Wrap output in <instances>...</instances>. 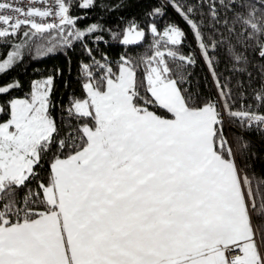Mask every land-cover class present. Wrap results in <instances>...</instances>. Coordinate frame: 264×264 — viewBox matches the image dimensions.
Segmentation results:
<instances>
[{"label": "snow or ice", "instance_id": "snow-or-ice-1", "mask_svg": "<svg viewBox=\"0 0 264 264\" xmlns=\"http://www.w3.org/2000/svg\"><path fill=\"white\" fill-rule=\"evenodd\" d=\"M150 2L113 30L79 26L95 0H0V77L33 47L87 56L59 122L53 76L0 84V264H264V0ZM105 32L129 50L97 58Z\"/></svg>", "mask_w": 264, "mask_h": 264}, {"label": "trees", "instance_id": "trees-1", "mask_svg": "<svg viewBox=\"0 0 264 264\" xmlns=\"http://www.w3.org/2000/svg\"><path fill=\"white\" fill-rule=\"evenodd\" d=\"M95 2L96 6L88 10L72 9L73 15L79 16L84 13L87 15L86 19L78 22L81 28L92 23H99L105 28L117 30L116 26L121 24L120 17L143 19L145 10L152 6L150 0H126L123 11L110 12L105 9L111 0H95ZM204 11L207 12V9L205 8ZM172 19L178 21L181 27L187 31V26L183 24V21L169 9L168 16L165 17L163 22L166 23ZM104 36L107 43L99 44L98 51L95 48L93 49L97 58L106 53L108 57L116 59L123 51L129 50L121 46L118 41L110 39L107 32L104 33ZM150 39L151 37H146L144 45L132 46L130 51H140L141 48L146 47L147 40ZM193 46L194 42L191 39V33H189L188 40L185 41V51ZM82 60L87 61V56L78 43L73 50H68L66 54L62 50H57L44 56H38L35 52V47H33L31 56H26L23 63L17 64L6 75L0 77V84H6L13 79L18 80L21 87L11 92L10 95L23 97L29 93L33 81L46 79L50 75L53 76L54 86L51 99L55 107L52 109V113L59 122L62 118L61 105L68 102L69 93L75 92L77 95L80 94L78 65ZM224 67V63H221V71L224 70ZM247 68L251 71L253 79L259 82L261 73L264 72V69H261L259 66V62H254L252 65H248ZM189 71L191 72V87L193 91H199L205 94L212 91L211 78L205 79L207 77V69L204 68L202 63L197 64L194 69H190ZM244 79L246 80V77ZM234 131L239 130L235 129ZM249 139L253 142V151L260 157V159L255 161L256 171L261 172L264 170V137L251 135Z\"/></svg>", "mask_w": 264, "mask_h": 264}, {"label": "built area", "instance_id": "built-area-1", "mask_svg": "<svg viewBox=\"0 0 264 264\" xmlns=\"http://www.w3.org/2000/svg\"><path fill=\"white\" fill-rule=\"evenodd\" d=\"M24 2H25V5L28 6V4H27V0H24ZM36 6L39 7L40 5L37 4Z\"/></svg>", "mask_w": 264, "mask_h": 264}]
</instances>
